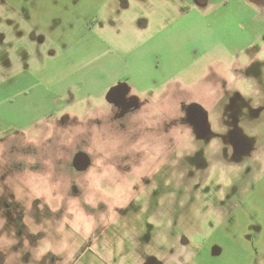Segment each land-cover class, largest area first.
<instances>
[{
  "label": "rangeland",
  "instance_id": "obj_1",
  "mask_svg": "<svg viewBox=\"0 0 264 264\" xmlns=\"http://www.w3.org/2000/svg\"><path fill=\"white\" fill-rule=\"evenodd\" d=\"M197 1L0 0L5 160L64 165L83 145V124L114 133L108 120L94 121L111 112L108 94L118 86L158 99L141 116L152 143L163 135L157 114L193 106L205 117L169 153L142 156L157 169L125 216L112 207L113 185H104L115 220L100 239L82 220L69 226L57 202L48 208L37 186L0 162V264H264V0ZM62 115L74 121L50 124ZM91 138L94 149L115 150ZM125 189L117 205L133 192Z\"/></svg>",
  "mask_w": 264,
  "mask_h": 264
},
{
  "label": "flooded vegetation",
  "instance_id": "obj_2",
  "mask_svg": "<svg viewBox=\"0 0 264 264\" xmlns=\"http://www.w3.org/2000/svg\"><path fill=\"white\" fill-rule=\"evenodd\" d=\"M205 1L207 0L201 2L197 1V3L203 5ZM110 90L108 98L112 94L114 99L108 100L110 104L113 105V108L109 114L102 116L101 119H95L94 122L98 125H103L106 124L105 122L108 120L115 128L113 129L114 133L104 134L102 131L90 132V130H88L90 125L87 123L83 124L86 131L80 138V140L83 141V145L77 144L66 164H58V161L54 158L50 157L47 159V157H43L42 159H36V161H29L27 159L26 161L32 164V166L29 167L25 165V161H10L9 159L8 161L6 159V162L4 157L0 154V162L12 176L26 184L30 190L31 188L34 190V186H31V183L37 186L34 190L35 194L46 206H48V208L49 205L53 207V203L57 202V204H54L55 208H53L59 215L62 211H65L64 219L68 222L69 226L77 225L75 223L76 220H82L84 221L80 224L82 229L89 228L86 234L90 233L93 235L95 229V233L100 231L97 234L99 236L97 239H100L106 232L101 229L104 222H108L111 226L115 220H113L114 217H107L109 214L108 204L111 200L109 202L106 200L107 187L104 185H106V183L113 185L115 191L113 195L116 194V196H112L114 199V205L112 207L115 206L116 209L114 211L118 212V216H125L124 211L127 206L132 203L135 195L143 189L142 185L148 182L149 178L151 179V172L157 169V167L151 168L154 169L152 171L146 169V166L143 165L146 159H143L142 156L157 149H162V152L169 153L175 145L180 143V140L184 138V135L190 129L195 128L205 121L202 112L198 107L193 106H179L178 113L173 117H171V114H157L151 119L152 121L155 120L154 122L158 121L159 125L164 128L161 132L163 135L160 137V140H157L159 141L158 143H152L151 135L154 131H151V126H149L151 123L142 119V114H150L151 112H148V108L150 107V109L152 108L154 110L155 102L158 99L151 96V98L155 99L149 102V99H141V96H134L133 93H135V91L131 85H128L125 89L118 86ZM148 94L150 93H147V95ZM147 95L145 94V96ZM130 98L134 99L136 102L132 101ZM68 118L69 115H62L60 118L51 121L50 124L66 123L69 120ZM123 119H127V123L129 121L131 125L135 124L137 129L135 128L134 132H126L128 129L122 130L120 126L122 123H120V121ZM69 121H71V119ZM72 121H74V119H72ZM108 124L107 122V125ZM138 127H142V130L139 131ZM174 128H176V131L172 130ZM92 134H98L99 138L105 142H111L114 146L112 149L115 150L94 149L95 142L93 141L95 138H91ZM90 139L93 145L90 144ZM127 142H129V149L125 148ZM24 145H26V142H24ZM22 150H24V148ZM107 160L110 161L112 165L106 164ZM61 162L63 163L62 160ZM106 166L107 170L105 169ZM28 167L29 170L27 169ZM127 186L132 187L133 192L130 194V197H127L128 200L125 204L122 206L117 205L118 198L125 197V188ZM74 203L76 205L79 204V207L75 209ZM58 206H60V208H57ZM12 207L13 204H10L6 209ZM0 208H3L1 203ZM59 209H61V211ZM26 257H28V255H24L21 258L26 261Z\"/></svg>",
  "mask_w": 264,
  "mask_h": 264
},
{
  "label": "crops",
  "instance_id": "obj_3",
  "mask_svg": "<svg viewBox=\"0 0 264 264\" xmlns=\"http://www.w3.org/2000/svg\"><path fill=\"white\" fill-rule=\"evenodd\" d=\"M210 2V0H207V1H205V4H203V5H200L201 7H203V6H208V3ZM260 237H261V241H263L264 240V232L263 233H261V235H260ZM254 243H255V241H254ZM264 251V250H263ZM218 253H219V250H218Z\"/></svg>",
  "mask_w": 264,
  "mask_h": 264
},
{
  "label": "water",
  "instance_id": "obj_4",
  "mask_svg": "<svg viewBox=\"0 0 264 264\" xmlns=\"http://www.w3.org/2000/svg\"><path fill=\"white\" fill-rule=\"evenodd\" d=\"M112 96H113V95L111 94V95L109 96V99H111V100L114 99V97H112Z\"/></svg>",
  "mask_w": 264,
  "mask_h": 264
}]
</instances>
